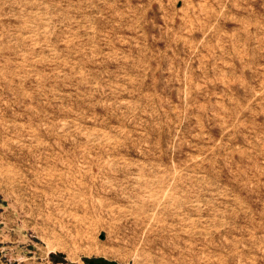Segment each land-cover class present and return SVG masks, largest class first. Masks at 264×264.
Returning a JSON list of instances; mask_svg holds the SVG:
<instances>
[{
  "label": "rangeland",
  "instance_id": "1",
  "mask_svg": "<svg viewBox=\"0 0 264 264\" xmlns=\"http://www.w3.org/2000/svg\"><path fill=\"white\" fill-rule=\"evenodd\" d=\"M264 264V0H0V264Z\"/></svg>",
  "mask_w": 264,
  "mask_h": 264
},
{
  "label": "trees",
  "instance_id": "2",
  "mask_svg": "<svg viewBox=\"0 0 264 264\" xmlns=\"http://www.w3.org/2000/svg\"><path fill=\"white\" fill-rule=\"evenodd\" d=\"M104 263H107V264H120V263H117V262H111V261H107V260H105Z\"/></svg>",
  "mask_w": 264,
  "mask_h": 264
}]
</instances>
